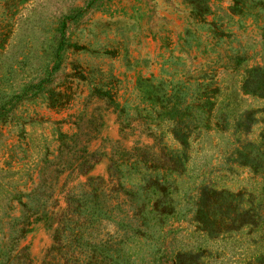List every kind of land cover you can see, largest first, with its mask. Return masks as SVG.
<instances>
[{"label":"rangeland","instance_id":"obj_1","mask_svg":"<svg viewBox=\"0 0 264 264\" xmlns=\"http://www.w3.org/2000/svg\"><path fill=\"white\" fill-rule=\"evenodd\" d=\"M0 264H264V0H0Z\"/></svg>","mask_w":264,"mask_h":264}]
</instances>
